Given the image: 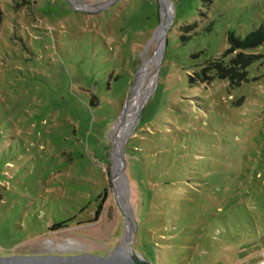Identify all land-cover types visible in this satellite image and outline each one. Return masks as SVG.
Returning <instances> with one entry per match:
<instances>
[{
  "label": "rangeland",
  "instance_id": "374dc122",
  "mask_svg": "<svg viewBox=\"0 0 264 264\" xmlns=\"http://www.w3.org/2000/svg\"><path fill=\"white\" fill-rule=\"evenodd\" d=\"M167 4L157 56L164 0H0V264H264V56L190 82L264 0Z\"/></svg>",
  "mask_w": 264,
  "mask_h": 264
},
{
  "label": "trees",
  "instance_id": "16d2710c",
  "mask_svg": "<svg viewBox=\"0 0 264 264\" xmlns=\"http://www.w3.org/2000/svg\"><path fill=\"white\" fill-rule=\"evenodd\" d=\"M4 11L0 5V29L3 23ZM230 47L227 48L221 55L210 57L204 63H201L198 69L190 74V82H210L215 77L222 79H229L231 85H240L248 79V68L257 59L262 58L264 55L250 51L262 43H264V28L259 27L251 29L246 36L231 30L229 32ZM91 92V104L98 103L97 96L94 95L93 89L89 88ZM109 191L106 190L98 208L93 215V219H88L87 222L97 221L99 214L102 211L104 202L108 197ZM52 231L66 228L65 222L53 223L51 226Z\"/></svg>",
  "mask_w": 264,
  "mask_h": 264
},
{
  "label": "bare ground",
  "instance_id": "6f19581e",
  "mask_svg": "<svg viewBox=\"0 0 264 264\" xmlns=\"http://www.w3.org/2000/svg\"><path fill=\"white\" fill-rule=\"evenodd\" d=\"M167 1L168 0H164V6H163V12H162V21H161V23H160V25H159V28H158V30H157V32H156V36H157V38H159V40H160V49L158 50V53H157V56H160V54H161V49H162V45L164 44V39H165V35H166V31H167V29H168V27H169V25H170V23H171V21H172V14H171V12H170V9H169V5L167 4ZM154 58V57H153ZM149 87H150V83H149V86H147V88L149 89ZM134 98L135 97H132L129 101H128V103H127V105H126V108H125V110H124V113H123V116L125 117V121H124V130L126 131V133H127V131H129L130 130V124H131V120H132V118L134 119V115L136 114V112H137V109H138V105L137 104H133V100H134ZM121 141V140H120ZM117 154V153H116ZM120 154V153H119ZM119 158H121V154L120 155H116V166H115V169L117 170L118 169V162H119ZM117 177V176H116ZM119 179V178H118ZM132 225H131V223H130V221H128V228H127V230H126V234H125V236H124V238H123V242H122V248H123V251H122V254L124 253V251H126V250H128V245H129V243H130V240H131V235H132V227H131ZM132 252V251H131ZM132 253H134L135 255L134 256H136L137 258H138V261L139 262H137V261H135V259H134V262L135 263H139V264H143V258L139 255V254H137L136 252H132ZM126 254H128V255H132L133 256V254H131L130 253V251H126ZM124 256V255H123ZM57 259V258H56ZM92 260V259H91ZM94 261V260H93ZM97 261V260H96ZM101 261V260H100ZM127 261V260H126ZM123 261H121V263H122ZM14 263V262H13ZM54 263V262H53ZM68 263V262H67ZM41 264V263H40ZM46 264V263H45ZM69 264H75V263H69ZM79 264H87V263H79ZM89 264H106V263H95V262H90ZM108 264V263H107ZM132 264H134L133 262H132Z\"/></svg>",
  "mask_w": 264,
  "mask_h": 264
},
{
  "label": "water",
  "instance_id": "95a60500",
  "mask_svg": "<svg viewBox=\"0 0 264 264\" xmlns=\"http://www.w3.org/2000/svg\"><path fill=\"white\" fill-rule=\"evenodd\" d=\"M165 42H166V40H165ZM165 44V43H164ZM118 205H119V207H120V209H121V211H122V207L120 206V204L118 203ZM123 212V211H122ZM124 214V216H125V218H126V215H125V213H123ZM127 220V219H126ZM135 233H136V230H134L133 231V233H132V238H131V240H130V243H129V246H128V250L129 251H136L135 249H134V247H133V242H134V240H135ZM127 250V251H128ZM131 253V252H130ZM130 260L131 261H133V257H132V255H130ZM133 263L134 264H139V263H135L134 261H133ZM143 264H153L152 262H148V261H146L145 259H144V261H143Z\"/></svg>",
  "mask_w": 264,
  "mask_h": 264
}]
</instances>
